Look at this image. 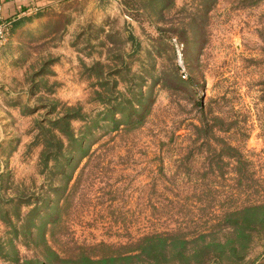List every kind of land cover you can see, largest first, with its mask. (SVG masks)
Listing matches in <instances>:
<instances>
[{"label":"rangeland","instance_id":"1","mask_svg":"<svg viewBox=\"0 0 264 264\" xmlns=\"http://www.w3.org/2000/svg\"><path fill=\"white\" fill-rule=\"evenodd\" d=\"M251 204H264V0H61L11 25L0 264H140L127 256L156 233L164 258L146 264H264L263 222L223 225Z\"/></svg>","mask_w":264,"mask_h":264},{"label":"trees","instance_id":"2","mask_svg":"<svg viewBox=\"0 0 264 264\" xmlns=\"http://www.w3.org/2000/svg\"><path fill=\"white\" fill-rule=\"evenodd\" d=\"M228 150L231 156H236L238 154L237 149L231 145H229ZM257 209H262L264 210V204H251L248 206H244L238 209H234L232 211H229L225 214V217L223 218V225L226 227H232L234 229H245L252 231L253 229L257 228L259 225H262V222L264 224V218L263 219H250L249 217V212ZM206 235H200L198 237H195L194 239H186V238H181V237H175L174 239H181L183 241V245L187 246V243L190 241H197L199 239L204 240ZM239 237H242L243 239H246L248 237V234H239ZM168 240V235L165 233H156L155 235H151L143 239L140 243V246L138 248H135V252L132 254H129L127 256L128 258L135 259L138 262H142L140 264H146V262H150L152 260H161L164 258V248ZM175 242V241H174ZM205 249L210 248V244L208 242H205ZM231 249L233 251H236L235 249V244L233 241L230 243ZM214 245H218L219 248L216 249V258H215V263H220L221 261L219 258L223 256L225 252V248H221L222 246L220 243L214 241L211 245V248L214 247ZM186 246H180L177 248L175 251L174 255L176 258L183 256L186 254L187 248ZM205 255V254H203ZM202 255V256H203ZM211 256L208 258L204 259H209L210 260ZM106 258H104L105 260ZM204 259L198 258L197 262H205Z\"/></svg>","mask_w":264,"mask_h":264},{"label":"crops","instance_id":"3","mask_svg":"<svg viewBox=\"0 0 264 264\" xmlns=\"http://www.w3.org/2000/svg\"><path fill=\"white\" fill-rule=\"evenodd\" d=\"M61 0H0L4 16L13 19V23L22 16L43 11Z\"/></svg>","mask_w":264,"mask_h":264},{"label":"built area","instance_id":"4","mask_svg":"<svg viewBox=\"0 0 264 264\" xmlns=\"http://www.w3.org/2000/svg\"><path fill=\"white\" fill-rule=\"evenodd\" d=\"M13 19L4 16L3 4L0 2V41L7 39Z\"/></svg>","mask_w":264,"mask_h":264}]
</instances>
